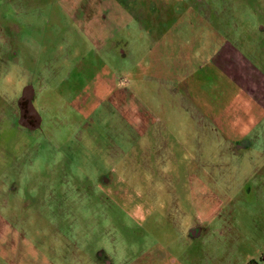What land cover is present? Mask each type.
Instances as JSON below:
<instances>
[{
	"label": "rangeland",
	"instance_id": "obj_1",
	"mask_svg": "<svg viewBox=\"0 0 264 264\" xmlns=\"http://www.w3.org/2000/svg\"><path fill=\"white\" fill-rule=\"evenodd\" d=\"M252 261L264 0H0V264Z\"/></svg>",
	"mask_w": 264,
	"mask_h": 264
},
{
	"label": "water",
	"instance_id": "obj_2",
	"mask_svg": "<svg viewBox=\"0 0 264 264\" xmlns=\"http://www.w3.org/2000/svg\"><path fill=\"white\" fill-rule=\"evenodd\" d=\"M35 92L33 89L25 90L23 99L20 101V113L22 124L27 126L31 130L39 129L41 118L33 104ZM31 120L35 122V125H31Z\"/></svg>",
	"mask_w": 264,
	"mask_h": 264
},
{
	"label": "flooded vegetation",
	"instance_id": "obj_3",
	"mask_svg": "<svg viewBox=\"0 0 264 264\" xmlns=\"http://www.w3.org/2000/svg\"><path fill=\"white\" fill-rule=\"evenodd\" d=\"M252 263H254V264H255V262H253V261H252Z\"/></svg>",
	"mask_w": 264,
	"mask_h": 264
}]
</instances>
